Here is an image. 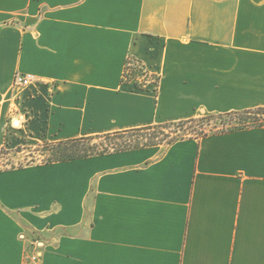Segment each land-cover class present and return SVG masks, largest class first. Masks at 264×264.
<instances>
[{
  "label": "crops",
  "instance_id": "0c3cea01",
  "mask_svg": "<svg viewBox=\"0 0 264 264\" xmlns=\"http://www.w3.org/2000/svg\"><path fill=\"white\" fill-rule=\"evenodd\" d=\"M260 107L264 0H0V150ZM35 254L264 264V126L0 170V264Z\"/></svg>",
  "mask_w": 264,
  "mask_h": 264
},
{
  "label": "trees",
  "instance_id": "16d2710c",
  "mask_svg": "<svg viewBox=\"0 0 264 264\" xmlns=\"http://www.w3.org/2000/svg\"><path fill=\"white\" fill-rule=\"evenodd\" d=\"M139 63L145 66L141 61L129 58L126 63L124 80L125 82H131L130 80L135 79V73L137 72L133 69V64ZM134 71V72H133ZM133 78V79H131ZM127 80V81H126ZM156 92L159 83V77L156 78ZM138 88L145 90L143 84L137 82ZM213 121H220L223 125L222 130L212 129L211 133H208L204 128L209 126ZM264 126V107L249 109L239 112H231L218 115H202L197 118H192L179 122L163 123L155 126L144 127L140 129H131L122 132L109 133L105 135L84 137L69 141H59V142H44L43 148L50 152L49 159L44 163H54V162H67L82 158H87L91 156L104 155L110 152H122L132 149L153 147L162 144V142L167 141L171 145L179 140L186 138H196L201 139L207 137L208 135L217 133H227L234 132L243 129L257 128ZM170 128H175L174 136H167V139L161 140L159 136L149 134L146 138L137 140H123V136L128 134L141 135L144 133L155 132L159 130H166ZM97 139H104L110 144L103 146L101 148H96V146L86 145V142H91ZM5 148V147H4Z\"/></svg>",
  "mask_w": 264,
  "mask_h": 264
},
{
  "label": "rangeland",
  "instance_id": "374dc122",
  "mask_svg": "<svg viewBox=\"0 0 264 264\" xmlns=\"http://www.w3.org/2000/svg\"><path fill=\"white\" fill-rule=\"evenodd\" d=\"M146 67V66H145ZM147 68V67H146ZM133 69L137 72L135 73V79L130 80L136 81V83L143 84L145 89L147 88V85L153 86V81H156V78H158L157 75H154L150 73L148 70V75L145 74V72L139 70L136 68V63L133 64ZM134 72V71H133ZM18 74V73H17ZM145 74V75H144ZM127 81V80H126ZM19 126V123L16 121L14 127L17 128ZM208 133H211L212 129L216 128L213 131L216 130H222L223 125L220 121H213L210 123L209 126L204 127ZM176 131L175 128H170L166 130H159L155 132L150 133H144L141 135L137 134H128L126 136H123V140H137V139H143L149 136V134L157 135L160 137L161 140L167 139V136L173 137ZM212 131V132H213ZM22 139V140H21ZM96 146V148H101L103 146H106L107 144H110L108 141L104 139H97L93 140L91 142H86V145ZM169 143L167 141L162 142L160 144L163 147H167ZM44 143L41 144H32V142L27 140V137L24 138H18L13 146L5 147L0 150V170H6L11 169L15 167H24L30 164H36V163H44L46 162L50 157V152L46 151L45 148H43Z\"/></svg>",
  "mask_w": 264,
  "mask_h": 264
},
{
  "label": "built area",
  "instance_id": "2783aa9c",
  "mask_svg": "<svg viewBox=\"0 0 264 264\" xmlns=\"http://www.w3.org/2000/svg\"><path fill=\"white\" fill-rule=\"evenodd\" d=\"M136 68L145 72L146 75H148V69L143 66L142 64L136 63ZM144 74V75H145ZM38 81L36 80V78L32 75H26V74H21L18 73L16 74L15 78H14V86L15 87H28L30 85H32L33 83H37ZM156 82L153 81V87L156 90ZM39 245V243H38ZM39 259V254H35L33 255V257L31 258V264H36L37 261Z\"/></svg>",
  "mask_w": 264,
  "mask_h": 264
}]
</instances>
